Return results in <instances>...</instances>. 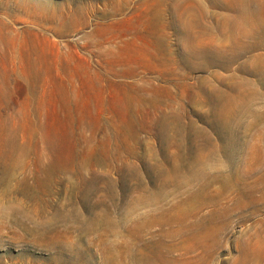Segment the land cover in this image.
I'll return each mask as SVG.
<instances>
[{
    "label": "rangeland",
    "instance_id": "1",
    "mask_svg": "<svg viewBox=\"0 0 264 264\" xmlns=\"http://www.w3.org/2000/svg\"><path fill=\"white\" fill-rule=\"evenodd\" d=\"M0 177V264H264V0H0Z\"/></svg>",
    "mask_w": 264,
    "mask_h": 264
},
{
    "label": "bare ground",
    "instance_id": "2",
    "mask_svg": "<svg viewBox=\"0 0 264 264\" xmlns=\"http://www.w3.org/2000/svg\"><path fill=\"white\" fill-rule=\"evenodd\" d=\"M10 165H11V164H10ZM13 166L15 167V165H13ZM3 172H4V170H3ZM6 174H7V173H6ZM2 176H5V174H4V175L2 174ZM0 178H1V177H0ZM0 180H1V179H0ZM17 184H18V183H17ZM8 217H9V216H8ZM12 218H13V217H12ZM12 218H11V219H12ZM8 220H9V219H8ZM8 222H9V221H8ZM10 223H11V222H10ZM14 224H24V223L20 222L18 219H15V220H14Z\"/></svg>",
    "mask_w": 264,
    "mask_h": 264
}]
</instances>
